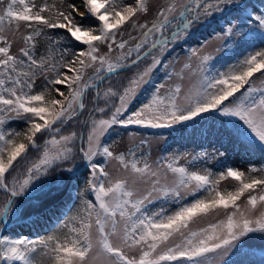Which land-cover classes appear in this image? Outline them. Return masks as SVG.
Returning a JSON list of instances; mask_svg holds the SVG:
<instances>
[{
  "label": "snow or ice",
  "instance_id": "snow-or-ice-1",
  "mask_svg": "<svg viewBox=\"0 0 264 264\" xmlns=\"http://www.w3.org/2000/svg\"><path fill=\"white\" fill-rule=\"evenodd\" d=\"M230 4H235L240 12L246 11V6L237 4L236 0H215L214 3L189 0L188 4L179 6L172 2L156 13L149 27L147 23L134 21L139 13L149 12L148 0L132 3L79 0V4L71 0L66 10L47 0L39 6L34 0H8L0 11V189L8 193L5 202L0 204V223L20 210L16 198L29 190L41 192L47 199L26 209V215L42 210L63 195L58 186L49 188L48 192H43V188L49 183H61V176L47 179L53 172H73L72 167L62 165L76 157L78 140L82 141L79 154L90 169L87 190L94 195V201H82L79 211L61 226L66 230L62 236L53 234L39 241L0 236V261L6 264H217L219 258L250 234L264 233V207L254 215L258 206H264V178L247 179L243 171L232 167L214 178L210 171L201 174L177 166L175 161L179 157L166 158V164L154 168L146 158L138 159L133 150L115 154L107 144H102L103 137L116 125L172 128L216 112L239 121L240 125H234L238 135L255 140L264 150V88L251 84L254 74L264 75V50L247 55L227 72L218 74H208L210 56H199L198 79L191 88L182 91L177 83L162 93L161 89L166 86L160 84L146 103L126 118L124 115L138 90L149 82L152 71L161 63L159 56L152 55V50L158 48L162 55L168 44L185 35L194 22L202 16H211L214 11L222 12V6ZM247 18H252L251 13L247 17L238 15L239 27L229 22L224 34L232 36L235 29L239 35ZM255 20L264 28V14L256 15ZM87 21L96 23L85 26ZM129 22L133 28L146 29L134 48H128L125 40H117L122 27ZM21 23L30 32L21 37L23 44L14 54V40L9 34L15 37ZM169 26L176 29L171 37L163 35ZM45 29L63 30L64 35H50L47 54L37 58L36 38ZM155 33H160L162 38L153 40L149 51L143 54L144 58L152 57L151 63L137 72L122 92L108 87L101 93L97 82L129 67L125 61L133 52L136 56L131 65L140 62L141 49ZM63 41L73 48L82 47L66 58L69 47ZM102 45L106 47L103 53ZM114 49L119 50L115 59L110 55ZM191 51L196 55V49ZM190 67V64L184 65L185 69ZM88 69L94 70L93 75L85 79ZM172 75L169 73V78ZM175 75L182 78V73ZM41 77L46 83L42 90L36 91V80ZM61 85H66L67 94L58 87ZM246 85V90L236 97ZM92 88H96L95 100L103 99L105 103L104 107L97 106L92 111L105 114L110 110L111 115L97 118L90 114L82 121L87 128L86 137L76 131L64 134L65 126L83 114L84 96ZM53 90L62 99L52 96ZM114 97H118V103H111ZM12 120L22 121L26 127L22 131H6L5 125ZM31 150L39 152V157L30 161ZM98 156L103 162L95 159ZM110 161H116L126 175L113 179L105 169ZM17 164L25 166L23 178L13 177L9 184L7 175L17 171ZM161 169L172 173L171 183H161ZM229 178L237 186L234 190L221 191V181ZM138 183L150 185L145 194L138 191ZM257 188L261 189L260 194L249 195L247 206L241 208L238 203L241 197ZM155 199L176 207L172 211L161 207L149 213L147 205ZM220 209L226 213L223 219L198 229L191 227ZM129 249H139V256H129L126 251Z\"/></svg>",
  "mask_w": 264,
  "mask_h": 264
},
{
  "label": "trees",
  "instance_id": "trees-1",
  "mask_svg": "<svg viewBox=\"0 0 264 264\" xmlns=\"http://www.w3.org/2000/svg\"><path fill=\"white\" fill-rule=\"evenodd\" d=\"M64 1L66 3V6L69 2H71V0ZM47 2L49 4H55L53 0H48ZM124 2L132 3L133 0H124ZM243 5L246 6V11L244 12L238 11V9L233 6L231 7V11L227 12L217 20L211 21L212 17L208 16L206 17V19H209L210 21H207L206 23L200 22L195 24L190 28V30L186 32L185 39L173 47L172 52L176 51L177 53L193 55L191 51L192 49H196L198 51L199 48L202 47L209 39L224 32L223 30L228 26L229 22L234 23L235 21H238L239 27L241 22L240 20L236 19L238 15L247 17L248 13H251L252 18H247L246 23L241 29L242 31H244L246 30L247 25L250 22H257L255 20L256 15L264 14V0H247ZM33 11L35 10L33 9ZM44 15H47V13H45ZM95 23V21H87L85 26H88V24L94 25ZM54 34L62 36L64 35V32L63 30H46L44 31V34L39 36L40 38H36L37 58H39L40 55L47 54L46 49L49 47L48 37ZM62 43L65 47H69V55L66 58H70V53L72 51H78L80 50V47H82L76 46L73 48L68 45L67 41H63ZM149 46L150 45H144L141 52ZM224 47L228 50L227 53L213 58L208 62V74L227 72L230 67L236 65L238 61L243 60L247 55L264 50V35L258 34L257 32H249L247 41L237 45L232 39H229L225 42ZM135 56L136 55H134L132 59H134ZM56 57L57 59H59L58 52L56 53ZM62 71H66V69H62ZM51 75L52 74L49 73V76ZM69 75H71V73H69ZM258 75H260V73L254 74V76L251 78V84L256 88H259L254 83L255 78ZM167 76L168 71H164V67L162 64L159 65L157 73L154 74L143 91L131 103L128 109L129 113L127 114H130L132 111L138 109L144 103H146L150 99L153 91L155 90V87L163 84ZM105 81L103 82V84L105 83ZM45 83L46 82L42 77L38 78L36 80L35 90H42ZM49 87L51 88L52 86L49 85ZM58 87H60L61 91L67 93L68 89L66 85H61ZM247 87L248 86L246 85L244 89H241L240 93H236V97H239ZM95 92V88L89 89L87 91V97L89 100L95 95ZM51 95L62 99V97H58L57 93L54 90L52 91ZM229 101H234V98H229ZM229 101H226L225 103H229ZM84 116L85 115L82 114L73 121H70L64 129V133H66L68 130L80 131L83 127V123L81 122L85 120ZM234 125H240V122L235 118L223 117L219 113L212 112L204 114L201 117L196 118L194 121L186 122L183 125H176L172 128H148L146 129V132L168 137L162 148V162L167 163L168 161L166 158L169 157H179V159L175 161L177 166L187 167L189 171H197L201 174L206 171H210L213 174L214 178L217 177L220 172L226 171L228 167L243 171L246 174L247 179H251L252 177L264 178V150H261L258 142H256L255 140L250 141L249 138L238 135ZM25 127L26 125L22 121L12 120L5 125V130L22 131ZM136 127V125H131L127 127V129L137 131V129L139 128ZM120 135V131L117 132L113 129H110L109 132L104 136L102 144H107L109 147H111L113 141L115 139H118ZM39 142L43 143V140H40ZM237 151H243L249 156V170H243L235 165L233 157ZM203 153H207V155L204 156L202 155ZM38 157L39 152H37L36 150L30 151V161L35 160ZM193 157H197V159L193 160ZM97 161L103 162V160ZM80 162V165L82 167L84 160L81 158ZM16 168L17 171H25V166L23 164H17ZM256 168H260L258 174H255L254 171H252ZM15 172L16 171H13L10 175H7L8 182L10 177ZM58 172L61 173L60 171ZM61 175L65 179L71 177L66 195L31 219L26 221H19L12 224L9 229L3 234V236H8L12 239H27L32 241H39L40 239L44 238L49 232L60 226V224L65 221V218L70 215H74L79 211V201L81 199L85 200L87 199V197H91L89 193H86V191H89L87 190L89 170L85 167L83 169L80 168L73 173H61ZM224 181H221L219 185V189L221 191L234 190L237 186L236 181L232 183L228 182L227 184L222 185V182ZM7 195L8 193H6L3 189H0V203L3 204L5 202ZM27 199L29 198H19V200ZM188 199L191 200L192 197H188ZM161 207L168 209V211H172L174 210L176 205L168 201L155 199L152 204L147 205V211L151 213L157 211ZM64 232L59 235L62 236ZM263 256V250L256 248H246L228 257L220 264H262L261 257ZM0 264H6V262L0 261ZM16 264H19V262H16Z\"/></svg>",
  "mask_w": 264,
  "mask_h": 264
},
{
  "label": "rangeland",
  "instance_id": "rangeland-1",
  "mask_svg": "<svg viewBox=\"0 0 264 264\" xmlns=\"http://www.w3.org/2000/svg\"><path fill=\"white\" fill-rule=\"evenodd\" d=\"M53 1L55 2V4H57L56 5L57 7L64 9V10L66 9V3L64 0H62V2H61V0H53ZM243 1H245V0H236V3L240 4ZM7 2H8V0H3V3H0V11L3 10V8L6 6ZM34 2L37 6H39L40 4H42L44 2V0H34ZM76 2H77V4H79V0H76ZM148 2H149V12L147 14L139 13L137 15V17L134 18V21L137 24L147 23L148 26L151 27L153 20L156 18V13L161 8L166 7L169 3H172V2L177 3L178 6L181 3L188 4L189 0H148ZM210 3H214V2H210ZM232 6H235V4L222 6L224 10L222 12H215L214 11L213 16L216 17L219 15H222L223 13L227 12L229 10V8H231ZM34 10H36V9H34ZM177 14H178V12H177ZM234 24H236L238 26V21H235ZM46 30L47 29H45L44 31H46ZM144 31H146V29H140L139 27L133 28L131 26V22H129V23H126L122 27V32H121V34H118L117 40H118V42L120 40H125V41H127V47L128 48H134L136 43H139L141 41ZM29 32H30V29H28L24 23H21L19 31L16 33L15 37H13V36H11V34H9V38L14 40L13 48H12V52L14 54L18 53V49L23 44L21 37L23 35H27ZM249 32H257L258 34H264V28H261L258 22H250L247 25L246 30H244V31L241 30L239 35L235 34L236 33L235 29H234V33L232 36H226L224 34V32H222V33L214 36L213 38L209 39L202 47L199 48L196 55H187L185 53H177L176 51L172 52L173 47L185 39V35H181L176 41L170 42L168 44L165 52L162 55L159 54L158 48L153 50L152 55L159 56V59L161 60L160 65L161 64L163 65L164 71H168V74L173 73L171 78H169V76H167L166 79L164 80L163 84L166 87H165V89H161V92L162 93L165 92L167 90L168 86H174L177 83H179L181 85L182 91H187L189 88H191L193 86V84L198 79V75L196 74V70H197V67L200 63V61L198 59L199 56L208 55L211 57V59H213V58H216L222 54H225L228 52V50L224 47V44L227 40L232 39L235 44H237V45L241 44V43L247 41ZM158 35H159V33H155L153 36H150L148 38V43L145 45L152 44L153 40L158 38ZM245 36H246V38H245ZM38 38H40V37H38ZM159 38H162V37L160 36ZM105 51H106V47L102 45L101 46V53H103ZM110 55L112 56L113 59H115V57L119 55V50L114 49V51ZM134 55H136L135 52L132 53L131 57H129L125 61V63L130 62ZM151 59H152L151 56H148L147 58H143L140 62H138L136 65H134L129 71L122 72L125 74L119 73V74H116V75L108 78L104 84L100 85L99 90L102 93L108 87H111L118 92H122L123 88L125 86H127L129 80L137 72L142 71L148 64H150ZM186 63L190 64L191 67L189 69L184 68V65ZM158 69H159V65L152 71V73L150 75V79L154 76L155 73H157ZM93 71H94L93 69H88L87 74L85 76V79H87L89 76L93 75ZM175 73H182V78L175 75ZM254 83L259 88H264V75H261V74L258 75L255 78ZM146 85L147 84H144L141 86V88L138 90L135 98H137V96H139V94L143 91V89L145 88ZM95 96H96V92H95V95L92 98H90V100L87 97V93L84 96L85 110L83 112V115H85L84 116L85 120L89 117L90 114L96 116L97 118H100L101 116H103V118H108L110 113H111L110 110L107 111L105 114L94 113L92 111L97 106H99V107L105 106L104 100L101 99L97 102L95 100ZM135 98H134V100H135ZM111 103H118V97L112 98ZM127 113H129V111ZM127 113L124 114L125 118L128 115ZM83 126H84V124H83ZM136 128H139V129H137V131H132L130 129L121 127L119 125L113 126L112 129L117 131V132L120 131L121 135L118 139H115L113 141V143L110 147V150L113 151L115 154H120V153H126L127 154V153H129L130 150H133V151H135L136 157L138 159L141 157L146 158L148 160V162L153 165L154 168L157 167L158 164L159 165L166 164L165 162L161 161V156H162L163 144L166 142L168 137L163 136V135L148 133V132H146V129H148V128H145V127L137 126ZM71 131H74V130H68L64 134H67L68 132H71ZM75 131L77 133H83V135L86 137V134H87L86 126L84 128L82 127V129L80 131L79 130L78 131L75 130ZM81 144H82L81 140H78L76 142V145H75L76 157L74 158L73 161L65 162V164L62 165V167H65V168L72 167L73 172H75L76 170H78L80 168L83 169L80 165L81 155L79 154V147L81 146ZM233 158H234V163L238 168H241L243 170H249V167H250L249 156L246 153H244L243 151H237L234 154ZM95 159L96 160H103V158L99 157V156L96 157ZM85 165H86V163L84 164V166ZM86 168H88V167H86ZM105 169H106V171H108L111 174L113 179L117 178L118 176L126 175V173L123 171V169L120 168L119 164L116 161L108 162L105 165ZM88 170H89V177H88V179H89L90 178V169L88 168ZM259 170H260V168H256L254 173L258 174ZM23 173H24L23 170L16 171L10 177L9 184H11L13 177H18V178L22 179ZM53 173L47 179L49 181H51L53 176H61L62 177L61 183L59 185H53V184L49 183L46 186H44L45 189H43V192H48L49 188L58 186L63 191V195L60 196L59 199L55 200L54 202L49 203L47 205V207L43 208L42 210H40L38 212L32 211L31 215H26V214H24V211L26 209H32L37 203L40 202V200L47 199L46 197L42 196L41 192H35L33 190H29V192H27L26 194L37 193V195L35 194L33 196L26 197V198H29L27 200H19L20 197L16 198V202L19 205L20 210L16 211L14 215H10L8 217L9 224L12 225V224L19 222V221H26V220L31 219L32 217L41 213L42 211H44L49 206H51L55 202L59 201L60 199H62V197H64L66 195L68 188H69V184H70L69 180L65 179L61 175V173H59L58 171L53 172ZM172 180H173L172 173L166 172L165 169H161V183H165V182L171 183ZM228 182L232 183V182H234V180L229 178L228 180H225L224 182H222V185H225ZM149 186L150 185L143 184V183H138L136 185L138 191L141 194H145V192ZM260 191H261V189L257 188V190L253 193H245V195L239 201L241 208H245L247 206V197L249 195H259ZM86 193H89L91 196V197H87V199H92L94 201V195L90 191H86ZM38 195H40V196H38ZM82 201H83V199H81L79 201L78 209H80L82 207ZM0 204H2V203H0ZM262 207H264V206H258L256 213H254V215L258 214ZM225 215H226L225 211L223 209H220L217 212L209 214V216H207V217H204V218L197 220L196 222H194L191 225V227L193 229H198L200 227H204L209 223H214V222H217L219 219H223L225 217ZM71 216L72 215L65 218V221L63 223H61L60 226H58L56 229L49 232L45 237H47L49 235H53V234L59 235V234L63 233L65 231V229H63L61 226ZM1 226L2 225L0 224V227ZM246 248H256V249H260V250L264 251V233L257 232V233L250 234V237L245 238L240 244H238V246L236 248L230 250L228 253H226L221 258H219L217 260V264H220L222 261L226 260L228 257H230L233 254L240 252ZM126 251H127V254L129 256H136V257L139 256V249H129ZM261 262H262V264H264V256L261 257Z\"/></svg>",
  "mask_w": 264,
  "mask_h": 264
},
{
  "label": "water",
  "instance_id": "water-1",
  "mask_svg": "<svg viewBox=\"0 0 264 264\" xmlns=\"http://www.w3.org/2000/svg\"><path fill=\"white\" fill-rule=\"evenodd\" d=\"M150 48H151V46L141 54L142 58H144V57H143V54L146 53V52H148ZM153 50H154V49H153ZM128 65H129V67H126V68H123V69H119L117 72L112 73V74H110V75H107L106 78L110 77V76L113 75V74L120 73V72H123V71H127L130 67L133 66V65H131V62L128 63ZM106 78H105V79H106ZM105 79H104V80H105ZM104 80H103V81H104ZM97 83H98V86H99L102 82H97ZM2 223H3V228H1V230H0V236H2V234H3V233L9 228L7 218H4L3 221H2Z\"/></svg>",
  "mask_w": 264,
  "mask_h": 264
}]
</instances>
